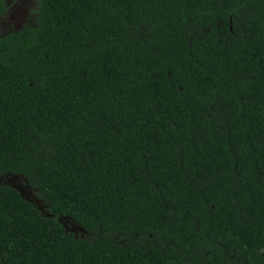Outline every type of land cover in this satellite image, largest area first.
<instances>
[{
  "label": "trees",
  "instance_id": "16d2710c",
  "mask_svg": "<svg viewBox=\"0 0 264 264\" xmlns=\"http://www.w3.org/2000/svg\"><path fill=\"white\" fill-rule=\"evenodd\" d=\"M0 177V264H264V0H38Z\"/></svg>",
  "mask_w": 264,
  "mask_h": 264
},
{
  "label": "flooded vegetation",
  "instance_id": "af4514ba",
  "mask_svg": "<svg viewBox=\"0 0 264 264\" xmlns=\"http://www.w3.org/2000/svg\"><path fill=\"white\" fill-rule=\"evenodd\" d=\"M37 4L38 0H0V37L17 33L32 24ZM24 190L29 192V189L28 191ZM29 199L33 202L38 201L34 194L30 195ZM63 224L69 230L73 228L66 222ZM74 233L77 234L78 232Z\"/></svg>",
  "mask_w": 264,
  "mask_h": 264
},
{
  "label": "water",
  "instance_id": "95a60500",
  "mask_svg": "<svg viewBox=\"0 0 264 264\" xmlns=\"http://www.w3.org/2000/svg\"><path fill=\"white\" fill-rule=\"evenodd\" d=\"M0 180H2V177H0ZM3 181L10 183L12 185V187L15 188L16 190H18L19 193L21 194V196L25 197L26 199H29L30 195H32V193L30 192L31 190L34 192L37 191V188H33L32 186H30L26 180H24V182L22 183L15 176H10L7 179L4 178ZM24 189H26L27 191L29 189V192L27 193ZM59 220H60V218H59ZM68 223L70 224L71 227H73L71 229L72 231H74V232L84 231L83 228L81 226H79L78 224L73 223L71 221H68Z\"/></svg>",
  "mask_w": 264,
  "mask_h": 264
},
{
  "label": "rangeland",
  "instance_id": "374dc122",
  "mask_svg": "<svg viewBox=\"0 0 264 264\" xmlns=\"http://www.w3.org/2000/svg\"><path fill=\"white\" fill-rule=\"evenodd\" d=\"M30 192L32 193V195L34 194V192L32 190Z\"/></svg>",
  "mask_w": 264,
  "mask_h": 264
}]
</instances>
